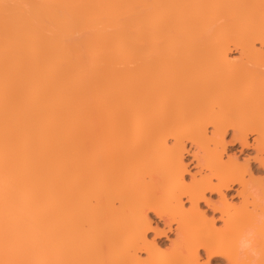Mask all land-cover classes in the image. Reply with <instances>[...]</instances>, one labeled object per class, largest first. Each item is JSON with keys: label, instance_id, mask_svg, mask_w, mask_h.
Segmentation results:
<instances>
[{"label": "bare ground", "instance_id": "6f19581e", "mask_svg": "<svg viewBox=\"0 0 264 264\" xmlns=\"http://www.w3.org/2000/svg\"><path fill=\"white\" fill-rule=\"evenodd\" d=\"M261 172L264 0H0V264H251Z\"/></svg>", "mask_w": 264, "mask_h": 264}, {"label": "rangeland", "instance_id": "374dc122", "mask_svg": "<svg viewBox=\"0 0 264 264\" xmlns=\"http://www.w3.org/2000/svg\"><path fill=\"white\" fill-rule=\"evenodd\" d=\"M238 57V53H236L234 50L232 51V54H231V59H234V58H237ZM212 131V128H209V132ZM210 134V133H209ZM231 136H232V132L226 136V142L228 143V148L226 150V154L223 156L224 160H227V158L229 156H233V155H236V157L238 158L239 162L240 163H245V161H247L248 159H251V163H254L253 159L255 157V151H253V149H249V150H245V151H241V147L239 145H230L229 142L231 141ZM255 138V135H249V143L252 145L254 143V139ZM188 150H190V145L187 146ZM185 158V164L187 165V170H188V173L189 175L186 176V179L187 180H190V175L196 173V169H195V165L193 163V157L192 155L190 154H185L184 156ZM263 178L264 179V172H261L259 173L258 175H256V178ZM237 189V188H236ZM236 192L235 191H231L229 194H228V199L230 198H233L234 202H238L239 199L236 197ZM208 197H210L208 195ZM218 199V197L215 195L213 196V201H216ZM185 206H186V209L189 207V204L186 203L185 201ZM203 210H207L206 207H203ZM212 216V213H209V217ZM154 218V216H153ZM215 218H218V215H216ZM218 226V227H217ZM221 226V223L220 222H217L216 223V227L219 228ZM161 228H163V226L161 225ZM167 231V237L166 238H159L157 239V242H162L165 246H169L170 244V241L171 240H175L176 239V232L173 230V231H168V229L166 230ZM149 239L150 240H153V238H155L154 236V233H150L149 235ZM165 247H163L164 249ZM201 263H203V260L204 262L206 263L208 261V258L206 255H204L203 251H201ZM210 264H225V261L224 259H211L210 261Z\"/></svg>", "mask_w": 264, "mask_h": 264}, {"label": "clouds", "instance_id": "9594fccd", "mask_svg": "<svg viewBox=\"0 0 264 264\" xmlns=\"http://www.w3.org/2000/svg\"><path fill=\"white\" fill-rule=\"evenodd\" d=\"M223 23V18L218 19L216 25H214L209 31H214L216 27ZM251 191L253 196H259V193L255 189H251ZM257 223L264 225V212L258 214ZM238 249L243 258H251V264H260L261 260L264 259V250L256 245L255 229H249L240 237L238 241Z\"/></svg>", "mask_w": 264, "mask_h": 264}]
</instances>
